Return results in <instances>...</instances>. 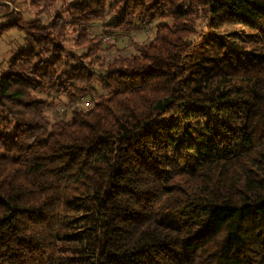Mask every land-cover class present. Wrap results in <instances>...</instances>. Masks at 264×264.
<instances>
[{
  "label": "trees",
  "instance_id": "obj_1",
  "mask_svg": "<svg viewBox=\"0 0 264 264\" xmlns=\"http://www.w3.org/2000/svg\"><path fill=\"white\" fill-rule=\"evenodd\" d=\"M70 3L44 24L2 13L26 48L0 71V264H264V0ZM109 15L161 21L104 62L91 27ZM97 81L70 118L37 95Z\"/></svg>",
  "mask_w": 264,
  "mask_h": 264
},
{
  "label": "rangeland",
  "instance_id": "obj_2",
  "mask_svg": "<svg viewBox=\"0 0 264 264\" xmlns=\"http://www.w3.org/2000/svg\"><path fill=\"white\" fill-rule=\"evenodd\" d=\"M6 2L2 8H0V25L5 22L2 18V13L6 10H13L16 13L22 15L26 21L39 20L42 24L49 23L52 18H55L56 13L63 16L66 20L69 17V12L65 10L66 6L75 0H3ZM115 0H107L110 6ZM70 3V4H71ZM188 2L185 1L184 6ZM182 6V5H181ZM201 13H197L200 16ZM169 16V15H168ZM112 17L107 16L106 21H98L92 24L91 36L95 37L97 43H100L102 50L100 51L101 57L104 62L111 61L118 56H129L135 53L134 43H144L153 39L156 34V26L161 21L159 18H155L148 21H136L134 28L130 31H106L104 24L111 22ZM171 16L167 17L165 21L170 22ZM105 22V23H104ZM243 28L239 25H227L224 28V32L230 33L234 30ZM198 33L191 36V40H196L200 33H203L206 29V19L203 16L197 20ZM250 32V31H248ZM75 32H69L68 39L65 44L73 52L82 54L86 50L83 47H77L74 40ZM242 41L240 38H238ZM26 48L25 33L20 28L11 27L3 30L0 34V71L7 68L8 60L11 58L14 52ZM98 74L103 72V69L99 66H95ZM101 84L97 81L94 84V89L88 92L85 96L78 97L74 100L68 96L57 91H44L38 93V97L45 99L52 105L47 110V114L51 121H55L61 118H70L75 110H87L89 109L97 96L103 92Z\"/></svg>",
  "mask_w": 264,
  "mask_h": 264
}]
</instances>
